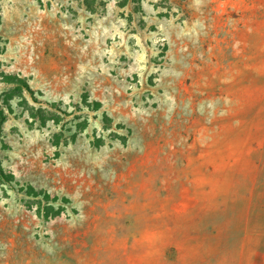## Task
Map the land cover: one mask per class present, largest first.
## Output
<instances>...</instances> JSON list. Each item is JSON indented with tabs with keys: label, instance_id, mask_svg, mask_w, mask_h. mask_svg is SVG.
<instances>
[{
	"label": "rangeland",
	"instance_id": "1",
	"mask_svg": "<svg viewBox=\"0 0 264 264\" xmlns=\"http://www.w3.org/2000/svg\"><path fill=\"white\" fill-rule=\"evenodd\" d=\"M0 264H264V0H0Z\"/></svg>",
	"mask_w": 264,
	"mask_h": 264
}]
</instances>
